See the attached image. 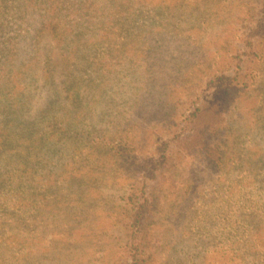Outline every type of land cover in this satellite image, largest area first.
<instances>
[{
    "label": "rangeland",
    "instance_id": "rangeland-1",
    "mask_svg": "<svg viewBox=\"0 0 264 264\" xmlns=\"http://www.w3.org/2000/svg\"><path fill=\"white\" fill-rule=\"evenodd\" d=\"M262 1L80 0L85 9L64 25L63 46L42 33L37 63L22 73L0 44L1 77L18 72L30 91L21 117L0 112V127L28 120L36 132L55 137L35 150L34 163L41 160L33 190L0 187V264H125L133 214L146 198L147 264H228L222 251L239 241L245 251L247 235L264 230V86L224 91L219 83L238 71L242 39ZM17 3L0 0V11H7L2 42L21 26L10 9ZM48 53L53 85L41 78ZM245 66L264 80V59ZM70 82L77 101L61 91ZM202 105L216 108L214 127L199 137L220 169L195 148L196 140L186 150L181 139L191 126L182 128L184 118ZM60 119L71 125L67 134ZM87 132H107L112 142L84 149ZM71 133L81 138L74 152L59 139ZM172 138L159 180L150 178L139 195L148 163ZM9 152L0 154L2 164ZM63 154L66 168L51 163ZM261 250L254 253L262 257Z\"/></svg>",
    "mask_w": 264,
    "mask_h": 264
},
{
    "label": "trees",
    "instance_id": "trees-1",
    "mask_svg": "<svg viewBox=\"0 0 264 264\" xmlns=\"http://www.w3.org/2000/svg\"><path fill=\"white\" fill-rule=\"evenodd\" d=\"M15 3L16 0H13ZM5 3V2H4ZM6 5L3 6L5 8ZM12 10L11 14L17 16L18 21L21 26H18L11 35H9L8 40L2 42L1 49L2 51H8L10 53L9 62L12 69L18 67L19 73H22L20 70L27 67H31V64L37 63L38 60V49L36 48V43L42 33H49L56 44V47L59 48L63 46L65 42V27L67 20L70 17L77 16V13H81L85 6L83 7L80 0H18V3L10 8ZM76 11H78L76 13ZM257 17L255 18V25L251 28L245 35L243 40L244 53L240 59L241 64L237 63L238 71L231 70L234 75L228 73L225 76V80L222 81L221 86L224 91L233 90L236 86H243L245 88L255 85L257 81L260 82L262 88L264 86L263 78L258 76V71L252 66H245V64L253 62V66L256 61L264 59V0L260 3L257 8ZM247 12V10H246ZM7 11L2 9L0 11V19H6ZM1 25V23H0ZM21 27V28H20ZM1 34V29H0ZM76 43H78L76 41ZM68 46V45H67ZM78 47V45H75ZM243 48V46H242ZM0 49V50H1ZM60 58L63 59V64L67 65L69 56L66 53H58ZM42 71L41 78L48 80L49 82L54 83L53 71L54 64L52 57L49 55L42 56ZM228 67V64H227ZM53 68V69H52ZM229 68L225 69L223 72H227ZM4 69L1 66L0 68V112H2L5 117L8 116L11 118V115L18 119L21 117V112L26 109V103H28L30 97V91L27 89V85L24 83L25 76H20L18 72L9 73L6 77H1L4 73ZM251 75L250 80L245 78ZM63 82V81H62ZM63 90L67 93H70V97L77 98L72 101H77L79 91L77 87L71 82L66 86H62ZM261 87L259 93L263 90ZM59 93V91H57ZM65 99V95H63ZM52 104L47 102L43 109L46 113H49ZM197 107L196 110L192 111L187 115L183 120V127L191 125L188 129L189 134L184 136L182 135V140L184 148L189 150L192 147L194 140H196L195 148H198L202 151L210 164L217 169L219 165H223L218 157H216L208 145V143L200 139L199 135H203L208 126L214 127L215 121L212 120L214 113L216 114V108L212 105L206 106L202 105ZM208 110H213L208 113ZM201 119L200 122L194 121L195 119ZM63 126L68 127L66 134L69 132L70 124L67 122V119H60L58 121ZM68 124V125H67ZM20 126L19 123L5 122V127L2 129L0 127V154L5 149H9L8 157L4 158L5 161L3 164L0 160V176L2 170L5 172L6 176L0 178V187H7L13 192H19L24 188L34 189V185L37 182L34 180L35 174L38 173L36 166H39V161L41 158H37L34 163L35 150L37 146H41L43 143L52 140L55 137L53 135H47L44 133L36 132L35 125L30 121H24ZM11 126V127H10ZM10 129H7L9 128ZM7 129L6 131H3ZM182 130V129H181ZM76 133L69 134L67 139L59 138L63 143L64 147L69 145L72 146L68 151H77L78 147L74 145L77 142L79 137H75ZM181 134L177 135L180 136ZM109 133L107 132H87L83 135V139L86 144L81 145L84 149L89 146L99 147V145L109 146L112 142ZM126 137H123L125 141ZM172 139L164 141L161 148L159 149L158 158H153L148 163L149 166L146 169V174L148 177H144L142 180V185L138 188L139 195L143 194L144 188L150 178L155 180L163 172V167L167 163L168 154L165 155V151L171 146ZM79 142V141H78ZM169 152V151H168ZM65 155L63 154L58 163H54L51 160L53 165H60V167L65 166L64 163ZM160 158V159H159ZM34 164V169H33ZM224 166V165H223ZM42 167V166H40ZM147 198L143 200L141 205L139 204L136 208L135 213L133 214V220L131 223V231L129 230V238L125 243V253L127 262L125 264H147L148 263V254L147 246L144 242V234L147 231L146 224H144V208L143 206L147 203ZM263 231V234L260 233ZM257 230L247 235V239L242 241L241 244H246L245 251L238 247L239 243H228L227 247L223 249L222 255H228V264H264V259L261 257L260 253H254L257 251V247L260 246L261 251L264 252V230L260 227ZM260 239V240H259ZM243 246V245H242ZM261 262L259 263V259Z\"/></svg>",
    "mask_w": 264,
    "mask_h": 264
}]
</instances>
